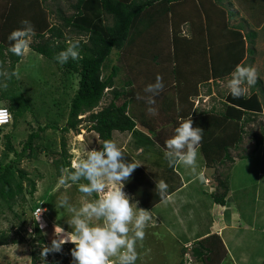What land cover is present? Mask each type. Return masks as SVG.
<instances>
[{"label":"trees","instance_id":"1","mask_svg":"<svg viewBox=\"0 0 264 264\" xmlns=\"http://www.w3.org/2000/svg\"><path fill=\"white\" fill-rule=\"evenodd\" d=\"M7 2L6 11L0 16V61L3 62L4 67L9 71H14L16 63L20 60L21 57L7 51L11 43L8 36L14 29L22 27L20 24L22 19H28L35 29V37L39 39L31 43L30 48L56 63L60 69L62 68L64 74L77 75L78 80L77 88L72 95L64 93L63 100H67L68 103L63 106V111H66V119L62 126L58 127L56 124L48 123L42 126L38 125L36 130L28 133L19 150L12 144V138H14L12 133L2 135L4 150L0 153V215L10 212L13 217L18 219V222H21V218L25 214L23 207L27 203L25 193L33 196L36 191V182L35 178L30 177L28 172L19 164L23 158H31L32 155L36 156L39 152V145L35 139H39L40 133L44 132L45 129L52 128L62 133L78 132V125L81 121H85L88 122L89 129L98 134L100 141L104 139L114 141L113 131L128 132L137 148L141 147L142 150L150 152L151 147L146 145L152 143L165 151V140L168 138L166 129L170 123L173 126V121H169L170 123L167 125L161 124L159 127L161 120H156L154 115H147L150 106L143 99H137L138 93L141 96L146 95L143 91L144 87L148 83L154 82L157 74L163 78L164 89L154 97L155 104L151 107L155 108L160 105L162 112L165 111V108L168 111L172 108V113L175 114L174 123L181 117L188 118L191 114L193 126H198L204 130L203 139L199 146V152L202 156L200 161L205 163L204 166L210 167L217 163L227 164L229 168L231 166L229 164H233L234 158L230 155L231 149L239 148L240 141L247 134L245 127L247 123L252 121L249 110H260L262 107L255 94H252L251 97L234 98L226 91L223 96L225 100L222 102V109L216 110L212 107L209 110H201L195 107L190 100V95L197 92L196 86L194 88L196 92L189 94L188 91L179 96L182 104L180 106L179 102L178 108L177 106L173 108L172 103L170 106L167 105L169 108L162 107L164 106L162 102L166 101L164 99L166 95L171 94V90L177 93L181 90L182 92H179L181 94L189 88H182L185 82H177L183 77L177 76V69L167 66L165 54L158 50L169 49L168 42L171 40V34L173 44L174 41L181 39L176 46L178 49H183L184 45L195 49L196 45L201 44L200 39L195 42L196 39L180 38L177 34L179 29L174 28L175 25L176 27L179 26V21L189 17V13L185 12L189 11L188 5H193L194 0H76L70 6L74 9V13L67 17L60 14L63 22L61 24L52 23L49 26L48 13L42 6V0H8ZM195 2L203 13V22L206 23V34L197 30L198 37L203 36L202 42L206 50H218L213 44L214 40L220 42L221 46H227L228 49L233 47L235 43L241 45V53L239 50H229L227 54L229 55L227 59H231L233 52H235L233 55L237 56L236 62L229 67L228 72L230 69L233 70L244 52L241 27L229 24L225 20L224 6L221 3L222 7H220V0H195ZM58 11L60 12V10ZM228 14L230 15L229 11ZM106 18L111 19L110 23H105L104 19ZM169 26H171L170 29ZM67 28H70L66 31L68 36L64 30ZM46 34L47 36H45ZM82 36L84 38L81 39V59H69L63 65L55 60V54L66 48L67 38H81ZM85 40L87 43H84ZM162 44L163 46H161ZM228 49L226 48V50ZM111 55H115L117 64L112 62ZM107 68H110V72L104 74L103 71ZM220 71L213 70L212 74L216 76V73ZM120 73L127 76L123 83L116 81ZM192 75H196L194 78L192 77V80H195L194 85L198 84L200 73ZM222 75L224 76V74ZM222 75H218V77L223 78ZM71 76L67 78L66 88L71 86ZM14 81V78L9 81L7 90L0 89V101L6 100L10 104V109L7 108L11 115L8 124L11 125L12 123V129L16 127L22 111L27 108L21 92L15 87ZM115 82L120 83L119 88L114 86ZM168 85L171 86L168 87ZM105 91H110L112 98L107 104L95 111L94 109L98 107ZM209 91L210 89H208ZM159 98L162 99V102L159 101ZM165 113L171 114L167 111ZM82 115L84 116L82 117ZM58 118H61L60 114ZM5 125L0 126V133ZM260 145H264V128L259 138L254 140V152ZM60 147V158L55 159V167L58 174L63 170L70 173L69 154L66 152L63 137L60 141ZM44 149L46 148L44 147ZM123 151L127 160L136 163L135 158L129 157V153ZM10 153L13 154L12 158L9 156ZM159 155L164 159V153L161 150L157 153V156ZM180 169L188 170L182 166L172 168L166 165L165 171L173 177L167 179L169 177L167 176L165 182L169 184L173 178L179 179ZM138 172L136 169L134 176H137ZM220 174L213 178L215 187L212 194L216 203L224 205L230 192L228 169L226 172H220ZM136 176L126 182L129 184L131 181L130 186L127 185L128 189L139 205L152 210L162 200L157 194L155 184L150 182V178L143 183V175L139 179H136ZM66 181L65 185L72 183L70 180ZM179 181L182 182L181 177ZM171 189L172 187L168 188L167 194L170 193ZM16 207L20 208V212L16 211ZM37 208L41 209L42 207L33 208L32 213ZM42 209L44 214L47 210L46 208ZM33 216L37 220L34 214ZM34 218L32 217L30 232H27L21 223L20 225L11 224L9 230L12 228L16 230L13 236H10L8 231H0V245L27 244L30 249L31 263L42 264L39 256L41 246L51 242L45 240L38 221ZM22 232L28 233V237L24 238L23 234L19 235ZM192 245L190 247L191 255L200 264L211 262L218 264V261L212 257L217 254H219L217 256L220 259L222 257L221 251L224 244L221 235L217 233L196 240ZM72 247L71 243L67 245L66 252L68 254ZM63 248L65 250V247ZM186 250H188L187 247L182 248V252ZM65 255V251L50 253L48 256L51 258L48 264H56L58 259L66 264ZM184 262L182 256L179 264H184Z\"/></svg>","mask_w":264,"mask_h":264},{"label":"rangeland","instance_id":"2","mask_svg":"<svg viewBox=\"0 0 264 264\" xmlns=\"http://www.w3.org/2000/svg\"><path fill=\"white\" fill-rule=\"evenodd\" d=\"M7 1L8 0H0V16L6 11L5 7L8 5ZM220 1L221 2H219V5L222 7L221 3H226V0ZM75 2L76 0H42V6L48 13V26L52 23L61 24L63 20L60 18V14L67 17L74 13V9L70 6ZM258 2L259 5L256 7L260 9V12L256 13L254 16H261L264 10V0H259ZM183 7L185 8V6ZM188 8H190L189 11L185 13H189V17L179 21V26L176 27L175 25L174 28L179 29L177 34L180 38H192L196 40L200 39L201 44L196 45L195 49L193 47L189 48L185 45L183 49H178L176 46L180 43L181 39L174 41L173 44L171 34V40L168 42L170 46L169 49L165 48L164 50H158L165 54L167 59L165 62L167 66L177 69V76L180 75L183 77L181 80H177V82H185L182 88L189 87L184 93L181 94H185L188 91L189 94L196 92V89L194 88H196L197 84L194 85L195 80H192V77L194 78L196 75L192 74L200 73V69H202L201 72L204 71L205 73L209 74L210 67L207 65V63L210 65V62H212L214 59V52L216 57V52L218 51L206 50L205 45H203L202 42L203 36L198 37L197 30L206 27V23L203 22V13L199 9L200 7L195 2V0L193 5H188ZM58 10H60V12ZM226 10L229 11L228 9ZM229 12L231 14V11ZM110 20V18L104 19L105 23L107 24L110 23ZM170 28L171 26H169V29ZM69 29L70 28L64 29L67 36L68 34L66 31ZM45 36H47V34ZM81 38L84 37L82 36ZM38 40L39 39L34 36L31 43ZM161 46H163V44ZM222 53L225 57L224 59L226 65H232L236 62L235 59H226L229 56L226 55L227 52ZM110 57L113 59L112 62L116 63L115 55H111ZM14 71L19 73V79L13 77L15 80V87H17V89H19L21 92L22 98L25 101L27 108L22 111L21 117L18 119V123L14 129H12V123L11 125L8 124L3 126L0 133V153L2 150H4V138L2 137L4 133H12V136L14 137L12 138V144L19 150L21 143L26 140L28 133L32 130H36L38 125L42 126L45 123H48L56 124L58 127L62 126L66 119V111H63V106L65 103H68L67 100H63L64 93H69V95H72L77 88V75L72 74L71 76V73L64 74L62 68L60 69L56 63L38 54L36 51L32 50L30 46L26 55L22 56L16 63ZM109 72L110 68H107L103 71L104 74H108ZM69 76H71V86L70 88H66V81ZM126 78V74L122 75L120 73V75L117 76L116 81L118 80L119 82L121 81L123 83ZM119 82H115L114 86L116 88L120 87ZM217 82L219 83L214 82V85L216 86L210 88H208V84H202L201 82H198V84L202 85L197 86V92L190 95V100L194 106L201 110L210 109L211 107L215 108L216 110L222 109V101L218 100V97L224 93L226 87L224 82ZM170 86L171 85H168V87ZM208 89H210L209 92ZM179 92L182 91L179 90ZM179 92L177 93L176 91L171 90V94H169V96L166 95L164 99L166 101L163 102L161 101L162 99L159 98V101L164 103V106L162 107L169 108L170 104L172 103L173 108L174 106H177L178 108V98L181 96ZM211 92L214 93L216 97L212 96ZM111 98L112 94L110 91H105V94L98 107H96L94 110H99L102 106L107 104ZM261 98L262 99L260 101H263L262 108L264 110V88ZM181 104L182 103L180 101V106ZM9 105V101H0V106L10 109ZM155 108L157 110V114L154 116L156 120H161L159 127L161 124L167 125L170 123L169 121H173V126L170 123L168 129H166L169 138L178 122L177 121L174 123L175 114H173L174 112L172 113L173 109L170 108L168 111L165 108V111L171 113L167 115L165 111L162 112L160 105L159 107ZM59 114L61 118H58ZM146 114L150 116L148 112ZM83 116L84 115H82V117ZM252 120L253 121L247 123L245 127L247 134H245L244 138H242V141H240L239 148L231 149L230 155L234 158V162L233 164H229L231 165L229 168L227 164L221 165L215 163L213 166L207 167V170L204 169L201 174H197L199 177H197L198 179L195 178V180H197L196 185L199 186L198 188L196 186L195 188L192 187L191 189L190 185H186L189 189L188 192L193 195L195 199H190L187 203H180V201L176 200V197L173 196L176 194L174 193L171 195L173 197H169V204L159 203L156 204L157 207H154L152 210H150L152 220L148 223V226L145 229V239L142 241V243H138L137 245L138 259L136 264H179L182 256L185 260L184 264H200V262L194 260L193 256L191 255V250L182 252V248H184L186 245H184L185 238L182 237L180 233L181 231H184L187 236H190L193 235L194 231L196 230H200V233L208 231L207 227L209 224L212 226L213 223H217L220 225L218 229H221L225 225L229 226L228 224L232 222L230 219H225L223 216L224 208L217 205V203L214 201V195L211 194L215 187L213 178L218 176L220 172H226L227 169L229 175L228 183L230 186V193L232 195L233 201H235V198L237 197L236 201L238 207L242 211V218H245L246 214H250L251 212H247L251 210V208L255 207V210L258 211L256 212V228L260 230V228L264 227V215L262 219L261 216L263 212L260 213L261 209L262 211L264 209V200H262L261 197H258L259 193L256 189L257 185H254L256 183L257 175L264 177V145H260L258 149L255 150V152V147H253L254 140L259 138L260 133L264 128V115H257V117H254ZM78 128V132L69 131L66 133L48 128L45 129L44 132L40 133L39 139H35L37 145H39V152L36 154V156L32 155L31 158H23L19 165L28 172L30 177L35 178L36 191L33 196H29L27 192L25 193L27 197V203L23 207L25 214L22 216L21 222H18V219L13 217L10 212L0 215V231H8L9 235L13 236L15 235L16 230L13 228L9 230L11 224L20 225L21 223L27 232H30L32 229V217L34 218L31 210L38 206L46 208L47 210L43 214L44 210L41 208V210L37 212L36 217L38 218L39 215L41 216L40 221L37 223L42 235L47 242H51L55 226L63 227L68 231L71 230L66 223V220L70 218L71 213L65 208H56L58 199L62 196H67L69 198V204L76 207L77 209H79L82 203L86 201L84 194L80 193L78 190V184L70 183L65 185V183H61V181L67 180L69 175L66 170H63L62 172L60 171V174H58L55 167V159L60 158L61 138H64L65 149L67 154H69L70 166L73 160H77L83 156L84 149L86 147H99V143L101 142L98 134L89 129L88 122L81 121V123L78 125ZM112 134L117 145L121 149L128 152L129 157L132 156L135 158L136 163L141 164L137 168L139 172L137 173V176L135 175L136 179H139V177L143 175V183L145 180L150 178V182L155 184L156 180L166 181L167 176H169L167 179L171 178V176L173 177V175L168 174V172L165 171V166H168L167 162L160 155L157 156L159 150H161L163 153L164 150L160 149L156 144L153 145L151 143V145H146L151 147L150 152H146L145 150H142L141 147L137 148L135 146L132 136L128 132L113 131ZM44 147L46 149H44ZM9 156L12 158L13 154L10 153ZM201 158L202 156L199 152L198 168L201 165ZM180 170L182 181L187 180L186 175L191 174L190 170ZM254 170L257 173H255ZM142 172L144 173L142 174ZM135 176L133 172L131 179H133ZM179 179L173 178L171 183L167 184L168 188L178 187L179 182H181ZM203 181L205 182L203 183ZM191 182H193V180ZM81 183H86V181H81ZM130 184L131 181H129V184H126L125 182L123 190L130 196L132 202H138L134 199L133 194L128 189ZM243 193L244 195H242ZM261 193L264 194V188L261 189ZM232 198H227V206H233L230 203ZM138 207L142 206L138 204ZM16 211L20 212V208L16 207ZM225 222L226 224H224ZM41 223L44 224L43 229H41ZM236 223H233V225ZM212 228L214 231L217 230L215 227ZM260 233H262V235L259 237L260 246L258 249L253 248L254 250L250 248L254 246H251L252 244L246 240V235L248 233H243L244 235H242V239L239 241V243H237V238L233 239L235 241V245L232 248H228L227 250H232L234 255L236 254L239 257H241L243 253L246 254V260L244 262H238V264H259L256 262L257 256L263 255L264 258V232L258 231V234ZM22 234L24 238L28 237V233L22 232L19 235ZM190 241L193 243L195 242L193 238H190ZM190 241H187V246ZM68 244L69 243H66L63 246L65 247V250L63 248V252L65 251L66 254V264H72L70 253L68 254L66 252ZM29 251L30 249L27 244L19 243L0 245V264H32L29 257ZM228 251H226L224 246H222L221 259L217 256L219 254L212 257V259L217 260L218 264H233L229 257H223V255L226 256ZM50 258V256H47L48 262L50 261ZM56 264L65 263L63 261L60 262V259H58V263ZM110 264H117L115 257L110 259ZM209 264H213V262Z\"/></svg>","mask_w":264,"mask_h":264},{"label":"clouds","instance_id":"3","mask_svg":"<svg viewBox=\"0 0 264 264\" xmlns=\"http://www.w3.org/2000/svg\"><path fill=\"white\" fill-rule=\"evenodd\" d=\"M20 24L22 27L10 32L8 40L11 43L7 49L18 57L26 55L35 36V29L28 19H22ZM81 39L67 38L66 48L55 54V60L63 65L69 59H81ZM84 43L87 41L85 40ZM13 77L19 79V73L9 71L0 61V89L7 90L9 81ZM257 79V71L254 67L237 64L229 74L225 87L234 98L251 97L255 92L248 93L245 85H255ZM163 89V78L157 74L155 81L144 87L143 91L146 95L137 94L138 100L143 99L150 106L148 108L150 115L157 114L156 108L151 105L155 104L154 97ZM225 92L218 97V100L222 102L225 100L223 98ZM212 96L216 97L214 93ZM256 97L258 99L257 95ZM178 99L180 102V98ZM259 102L263 107V102L260 100ZM262 107L260 110H249L252 119L257 115H264ZM203 131L202 128L193 126L191 114L188 118L178 119L172 135L165 140L164 159L169 167L182 166L190 170L191 174H197ZM140 165L127 160L124 151L111 139H104L99 143V147H86L83 156L71 162L67 180L78 184V190L84 194L86 202L77 209L69 204L67 196L58 199L56 208H65L71 213L70 218L66 220L71 230L54 227L51 243L41 246L39 256L42 264H48L46 258L50 253H62L63 245L66 243L73 245L70 249L72 264H110V259L114 257L117 264H136L137 245L145 239V229L152 216L150 210L138 207V202H132L123 189L125 182L130 180L133 172ZM65 182L67 181H61V183ZM155 189L162 200L167 198L168 185L164 180H156ZM34 215L37 217L36 214ZM40 219L39 215L37 221L39 222ZM40 226L41 229L44 228L43 223ZM191 246L192 244L189 243L184 247L190 250Z\"/></svg>","mask_w":264,"mask_h":264},{"label":"crops","instance_id":"4","mask_svg":"<svg viewBox=\"0 0 264 264\" xmlns=\"http://www.w3.org/2000/svg\"><path fill=\"white\" fill-rule=\"evenodd\" d=\"M259 0H226V3L224 2V11H225V20L232 25H238L241 27L240 32L242 35V39L244 41V46H243V55L240 59V61L237 64H244L246 66H252L256 69L257 71V82L255 85H245L248 88V93H254L258 96V99L261 100V96L263 95V86H264V10L261 16H254L256 13L260 12V9L256 6L259 5ZM228 9L231 11V14H228ZM264 9V6H263ZM236 16V17H235ZM205 22V21H204ZM202 34H206V29L205 27L203 29L199 30ZM205 31V33H204ZM198 40H195V42ZM214 46L215 48L217 47L218 51L216 52V57H215V52H214V60L210 62V65L207 63V65L210 67L209 71L210 73L207 74L204 71L200 72L199 76V81L205 84H208L209 87H214L215 83H219L217 81H222L226 82L227 78L229 77V74L231 73V69L228 72V69L231 64L226 65L225 63V57L223 56L222 52H227L229 53V50H239L241 53V45L235 43L233 47L229 48L227 46H221L220 42L214 40ZM233 44V43H232ZM177 48V47H176ZM208 48V47H206ZM226 48L228 50H226ZM222 50V51H221ZM182 51V50H179ZM235 52L231 53L232 57L231 59H236L237 56L233 55ZM226 54V55H227ZM225 55V56H226ZM224 57V58H223ZM222 58L224 60H222ZM227 59V58H226ZM222 60V61H221ZM232 66V65H231ZM259 67V68H258ZM258 69V70H257ZM216 70H221L219 73L212 74V72ZM226 72H228L226 74ZM260 72V73H258ZM224 74V76L222 75ZM218 75H222L223 78H219ZM215 82V83H214ZM228 91L227 88H225ZM263 102V101H262ZM243 159V158H242ZM250 161V160H249ZM204 162L201 163L199 166V169L197 170V174H201L204 169L207 170L208 166H204ZM255 171V170H254ZM255 173H257L255 171ZM193 175V174H187V180L179 182L178 187L172 188L170 193L167 194V198L164 200H161L159 203L163 204H169L170 199L169 197H176V200L180 201V203H187L189 202L190 199H195L193 195H191L188 191V187L186 185H190L191 189L192 187H199L196 185L197 180L195 178L199 177L198 175ZM257 175V174H256ZM181 177V176H180ZM198 179V178H197ZM193 180V182H191ZM205 181H203L204 183ZM252 182V181H251ZM253 183V182H252ZM254 184V183H253ZM254 185H257L256 189L257 192L259 193L258 197H261L262 200H264V194L261 193V189L264 188V177H261L260 175H257L256 177V183ZM205 187V186H203ZM255 189V188H254ZM176 193V194H174ZM246 193V192H245ZM174 194V195H173ZM173 195V196H171ZM244 195V193L242 194ZM227 198H232L231 193L229 192V195ZM237 198V197H236ZM233 201V198L231 200V205L233 206H227V201L224 205H219L220 207L224 208L223 211V216L225 219H230L232 222L228 224L229 226L225 225L226 222L222 225L223 227L221 229H218L220 226L217 223H213L212 226L209 224L207 227L206 232L200 233V230L194 231L193 235L187 236V234L184 231H181L180 235L185 238V243L184 245L187 244V241H190V238H193L194 241L199 240L201 238H204L206 236L212 235L213 233H217L221 235L222 242L224 244V248L226 251H228V248H232L235 245V241L233 239H238L237 243L241 241L243 233L246 232L248 233L246 235V240L251 246L250 248H257L260 246L259 243V237L262 235V233L258 234V231L264 232V227L260 228L258 230L257 227V222H256V211L255 207L251 208L247 213L251 212L250 214H246L245 218H242V211L237 205V201ZM256 198V197H255ZM227 200V199H226ZM158 203V204H159ZM216 204V203H215ZM264 204V201H263ZM264 207V206H263ZM261 218L263 219L264 215V209L260 211L262 213ZM237 222V223H236ZM233 223H236L233 225ZM212 227H215L217 230L214 231ZM261 242V241H260ZM192 244L193 242L190 241ZM254 250V249H253ZM245 253L241 257L237 256L236 254L234 255V252L232 250H229L226 253V256L223 255L224 258H230L231 262L233 264H238V262H244L246 260L245 258ZM256 262L259 264H263V255L257 256Z\"/></svg>","mask_w":264,"mask_h":264},{"label":"built area","instance_id":"5","mask_svg":"<svg viewBox=\"0 0 264 264\" xmlns=\"http://www.w3.org/2000/svg\"><path fill=\"white\" fill-rule=\"evenodd\" d=\"M10 112L6 107L0 106V126L8 124L10 122ZM40 209H36L34 214L37 215V212H39Z\"/></svg>","mask_w":264,"mask_h":264}]
</instances>
